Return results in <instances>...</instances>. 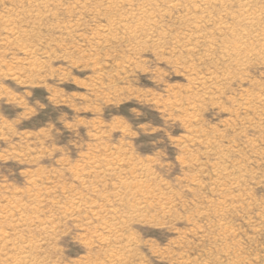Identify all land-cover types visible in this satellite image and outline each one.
Masks as SVG:
<instances>
[{
    "label": "rangeland",
    "instance_id": "1",
    "mask_svg": "<svg viewBox=\"0 0 264 264\" xmlns=\"http://www.w3.org/2000/svg\"><path fill=\"white\" fill-rule=\"evenodd\" d=\"M127 1L0 0V264H264V48L227 67L233 1L149 38Z\"/></svg>",
    "mask_w": 264,
    "mask_h": 264
},
{
    "label": "bare ground",
    "instance_id": "2",
    "mask_svg": "<svg viewBox=\"0 0 264 264\" xmlns=\"http://www.w3.org/2000/svg\"><path fill=\"white\" fill-rule=\"evenodd\" d=\"M127 0H124V2L126 3ZM171 1V0H169ZM175 1V0H174ZM173 0L171 1L174 2ZM192 1V0H191ZM190 0H185V2H191ZM194 1V0H193ZM209 1V0H208ZM218 1H222L224 2V0H218ZM226 1H233L235 3H238L240 5V9L238 11H240L238 14H234L233 13V17L235 19H239L238 20V24L237 26L240 27V30L238 31H234V30H237L236 27L235 29L232 31L233 34H232V38L231 40L232 41H228V42H222L224 45V47L222 49V54L224 55L225 57V60L228 62V66L227 67H232L235 66V67H241V66H247L246 64L250 63V61H248L247 56L252 57V56H257L259 55L260 53L257 51V48H256V45L258 44L262 49L264 48V27L263 29H260L259 26L261 25V22H263V19H264V13H262L261 11H255L252 9L253 7V4H255L256 0H226ZM127 2H130V1H127ZM167 2V1H166ZM184 2V3H185ZM117 3V0H110L109 2V5L111 4H116ZM119 3V2H118ZM164 3L163 0H152L151 2L149 1V3H143V5H138L136 8V11H137V14L136 16L134 17V19L137 20V25L135 26L136 29H139V30H142L139 26L140 25H143V26H146L145 23H149V27L150 28H147V29H144V33L146 32H150V30L153 29V27L156 26L157 24V20H156V13L157 11L159 10H156L160 4ZM175 3V2H174ZM205 3V2H204ZM209 3V2H208ZM210 3H211V0H210ZM209 3V4H210ZM102 4V3H101ZM124 4V3H122ZM169 4V2L167 3ZM187 4V3H185ZM184 4V5H185ZM208 4V5H209ZM218 4V3H217ZM223 6H224V3H222ZM42 5H44V3H42ZM104 5V4H102ZM101 5V6H102ZM119 5V4H118ZM121 5V4H120ZM127 5V4H126ZM190 5V4H189ZM196 5V4H195ZM207 5V4H206ZM213 5V4H212ZM216 5V4H214ZM219 5V4H218ZM131 6V5H130ZM172 7H180L182 5H180L179 3H175L173 5H171ZM108 7V6H107ZM116 7V6H115ZM132 7V6H131ZM184 7V6H183ZM203 7V6H202ZM205 7V5H204ZM216 7V6H215ZM169 8V7H168ZM185 8V7H184ZM200 8V7H199ZM262 8L264 9V5H262ZM167 9V8H166ZM175 9V8H174ZM173 9V10H174ZM186 9H187V6H186ZM205 9V8H204ZM207 9V8H206ZM130 10V8L128 9ZM135 10V9H134ZM169 10V9H168ZM190 10V9H189ZM189 10H187V13H189ZM183 11V9H182ZM201 11H204V10H201ZM134 12V11H133ZM163 12V11H162ZM199 12V11H198ZM127 13V12H126ZM196 13V11H195ZM200 13V12H199ZM190 14V13H189ZM193 14V13H192ZM202 14V13H201ZM210 14V13H208ZM127 15V14H126ZM135 15V14H133ZM132 15V16H133ZM130 16V14H129ZM206 16V15H205ZM205 16H198V17H195V19H193V21L195 22H204L205 21ZM208 16V15H207ZM121 17V16H120ZM160 17V16H158ZM183 17V16H182ZM186 16H184L185 18ZM128 18V17H127ZM192 18V17H190ZM208 18V17H207ZM206 18V20H207ZM211 19V16L209 17ZM226 18V17H225ZM126 19V18H125ZM123 18H120L118 19L119 22L115 23V25L117 24L119 27H122L121 29H124V30H130L133 34L134 33H139V30H131V28L129 29V27H127L129 24L126 23V21H128L127 19L125 20ZM130 19V18H128ZM133 19V20H134ZM210 19H208L207 21H209ZM189 20V18H188ZM231 20H232V17H231ZM187 21V20H186ZM221 21V20H220ZM135 22V20H134ZM10 23V22H9ZM136 24V23H135ZM208 24V23H207ZM206 24V25H207ZM198 25V24H197ZM132 26V25H131ZM192 26V25H191ZM133 27V26H132ZM190 27V26H189ZM219 27V26H218ZM221 27V26H220ZM232 27V26H231ZM237 27V28H238ZM157 28V27H156ZM162 28V27H161ZM224 28V27H223ZM226 28V27H225ZM195 29V28H194ZM214 29H215V26H214ZM15 29H12V31H14ZM196 30V29H195ZM225 30V29H224ZM228 30V29H227ZM225 30V31H227ZM219 31V29H218ZM220 32V31H219ZM230 32V31H229ZM143 33V34H144ZM148 33L145 34V37H148L150 36V34L148 35ZM192 33V32H191ZM224 33V32H223ZM228 33V32H227ZM224 35V34H223ZM141 37V36H140ZM153 37V36H152ZM156 37V36H155ZM202 37V36H201ZM200 37V38H201ZM135 38V37H134ZM149 38V37H148ZM198 38V37H197ZM196 38V39H197ZM203 38V37H202ZM205 38V37H204ZM209 38V37H207ZM229 38V37H228ZM250 38H253V40L257 43L255 45V42L253 43V41L249 40ZM142 39V38H141ZM161 39V38H160ZM183 39V37H182ZM199 39V38H198ZM230 40V39H228ZM152 41V40H151ZM155 42H158L159 41V38L156 37L155 40H153ZM198 41V40H197ZM162 42V41H161ZM203 42V40H202ZM258 46V47H259ZM159 47V46H158ZM211 47V45H210ZM260 50V49H259ZM261 51V50H260ZM223 55L221 57V59H223ZM262 55V54H261ZM260 56V55H259ZM220 59V60H221ZM253 59H255L253 57ZM252 59V60H253ZM223 62V61H222ZM229 70V69H228ZM212 74V73H211ZM210 74V75H211ZM215 75V74H214ZM225 75V74H223ZM212 76V75H211ZM210 76V77H211ZM232 76V75H231ZM209 77V76H208ZM226 77V76H225ZM228 77V76H227ZM230 77V76H229ZM216 78H220V77H216ZM203 79V78H201ZM205 79V78H204ZM209 79V78H208ZM207 79V80H208ZM235 79V78H234ZM195 80V79H194ZM213 80V79H212ZM217 80V79H216ZM223 80H228V78H225ZM209 81V80H208ZM221 81V80H220ZM202 84V83H201ZM204 84V83H203ZM217 84V83H216ZM202 86V85H201ZM204 86V85H203ZM205 87V86H204ZM249 93V92H248ZM246 96V98H244V103H243V106H244V109H250L251 108V104H252V100H254L252 97H250V95L246 94L244 95ZM242 100V99H241ZM257 101V100H256ZM255 101V102H256ZM264 101V100H263ZM243 102V101H241ZM254 102V101H253ZM261 101H259L258 103H260ZM264 105V104H263ZM262 105V106H263ZM255 106V105H254ZM240 108L241 105H240ZM252 109V108H251ZM148 193V192H147ZM135 208H137V206H135ZM230 229V228H229ZM229 229H225L226 231H224V234L226 232H229L230 230ZM131 239L129 238V243H127L126 245H124L123 247H121V249H125V248H130L132 246V241H130ZM128 241V240H126ZM120 249V250H121ZM115 253V252H114ZM117 254V252H116ZM234 263V262H233ZM232 263V264H233Z\"/></svg>",
    "mask_w": 264,
    "mask_h": 264
}]
</instances>
